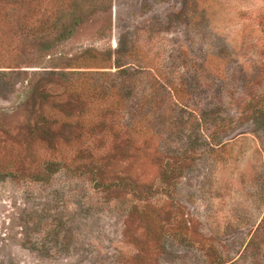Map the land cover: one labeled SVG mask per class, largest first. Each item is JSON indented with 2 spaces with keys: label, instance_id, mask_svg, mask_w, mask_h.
Here are the masks:
<instances>
[{
  "label": "rangeland",
  "instance_id": "374dc122",
  "mask_svg": "<svg viewBox=\"0 0 264 264\" xmlns=\"http://www.w3.org/2000/svg\"><path fill=\"white\" fill-rule=\"evenodd\" d=\"M0 264H264V0H0Z\"/></svg>",
  "mask_w": 264,
  "mask_h": 264
}]
</instances>
